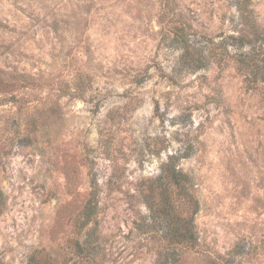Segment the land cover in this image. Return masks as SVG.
<instances>
[{
    "label": "rangeland",
    "instance_id": "obj_1",
    "mask_svg": "<svg viewBox=\"0 0 264 264\" xmlns=\"http://www.w3.org/2000/svg\"><path fill=\"white\" fill-rule=\"evenodd\" d=\"M250 1L252 43L237 0H0V264H264ZM173 164L198 204L193 249L170 246L147 202Z\"/></svg>",
    "mask_w": 264,
    "mask_h": 264
},
{
    "label": "trees",
    "instance_id": "obj_2",
    "mask_svg": "<svg viewBox=\"0 0 264 264\" xmlns=\"http://www.w3.org/2000/svg\"><path fill=\"white\" fill-rule=\"evenodd\" d=\"M250 0H237L236 7L240 13V22L243 26L241 29V36L238 37L240 41H247L252 43L261 38V27L258 25L256 18L251 15ZM234 38V37H233ZM253 39V40H252ZM189 44L186 45L185 58H193L197 49H190ZM190 61V60H189ZM201 60H194L196 67H202ZM172 160H176L173 157ZM165 174L164 182L162 179L151 182L149 185L150 192L148 194L151 207L153 205L160 206V212L165 215L166 239L170 246L187 249H193L196 242V235L194 233V214L198 211L197 201L193 195L190 194V178L182 171L176 169L175 165L166 166L163 170ZM97 216V203L93 199L88 200L84 211L81 215L80 225L89 226L95 221ZM42 252L35 251L29 258L28 264H57L56 261L50 262L46 256L41 255ZM177 255V254H176ZM174 253H166V257L158 263L160 264H175ZM59 264H66L64 262Z\"/></svg>",
    "mask_w": 264,
    "mask_h": 264
}]
</instances>
